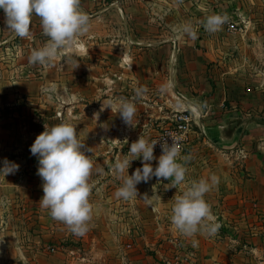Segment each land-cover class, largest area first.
Instances as JSON below:
<instances>
[{
	"label": "crops",
	"instance_id": "0c3cea01",
	"mask_svg": "<svg viewBox=\"0 0 264 264\" xmlns=\"http://www.w3.org/2000/svg\"><path fill=\"white\" fill-rule=\"evenodd\" d=\"M120 44L116 48L120 50L115 61L117 70L110 59L100 76L73 77L76 82L88 81L89 87L93 82L104 83L98 92L88 94L79 85L68 86L64 74L57 75V98L61 103L56 112L58 118L76 125L78 138L91 151L87 153L93 161L89 200L98 219L103 218L96 224L114 227L107 239L118 238L116 227L125 242L134 228L136 241L142 240L139 235L153 234L147 246L152 253L146 256L147 251L137 249L135 264H264V235L241 231L243 224L253 222L255 226L258 220L256 215L250 216V211L261 214L264 226V52L256 51L243 58L234 56V51L245 48L264 50V43L239 42L229 47L202 35L193 41L177 37L146 47L130 43L132 48L139 47L135 57L130 56L128 42ZM230 50L233 54L228 57ZM14 81L13 91L25 98L49 91V85L44 83H50L48 76ZM136 88L146 91L136 97ZM113 97L135 103L132 126L126 125L115 109L102 110V103L106 107V99ZM182 111L199 116L181 154L190 157L186 162V180L209 178L212 174L219 177V184L205 194L214 221L220 225L214 236L197 232L187 237L172 223L175 196L181 195L187 184L173 187L170 180L153 177L136 186L137 197L125 200L115 194L122 185L112 169L115 159L128 153L131 143L141 135L149 140L159 133ZM16 114L8 116L5 122L16 121ZM28 123L24 117L25 148L26 140L34 135ZM12 128L15 134L16 126ZM8 150L9 153H0V161L7 158L20 167L15 173L0 175V179H7L5 186L14 191L19 187L26 191L27 180L37 170L38 162L34 163L27 153ZM154 156L157 159L151 163L155 168L160 155ZM141 167V159L132 161L129 175ZM145 196L152 197L151 203L144 200ZM91 236L93 242L100 240L95 233ZM193 240L198 241L195 247Z\"/></svg>",
	"mask_w": 264,
	"mask_h": 264
},
{
	"label": "rangeland",
	"instance_id": "374dc122",
	"mask_svg": "<svg viewBox=\"0 0 264 264\" xmlns=\"http://www.w3.org/2000/svg\"><path fill=\"white\" fill-rule=\"evenodd\" d=\"M80 6L90 17L88 31L77 36L71 47L61 49L51 63L43 65L29 61L32 50L43 47L49 39L43 33L41 18L33 14L29 34L20 37L8 29L5 14L0 10V153L14 149L30 155L34 163L38 162L30 153V146L45 126L61 123L56 113L61 104L57 98V75L64 74L68 86L79 85L88 94L89 91L98 92L104 83L93 82L89 87L88 81L76 82L73 77L82 74L100 76L110 59L117 70L115 61L120 50L116 51V48L120 47L121 41L128 42L130 56L135 57L139 47L132 48L130 43L146 47L177 37L193 41L182 30L183 25L191 24L198 32L197 37L207 36L210 41L224 42L229 47L239 42L264 43V0H80ZM214 14L226 15L227 21L220 30L208 32L203 24ZM233 25L236 30L232 31ZM256 51L264 52L263 49L245 48L234 51V56L243 58ZM232 54L230 50L227 56ZM210 70L214 69L210 66ZM45 76L50 78V83L44 82L49 85V91L43 94L45 97L25 98L13 91L14 80ZM42 90L45 89L42 87ZM15 113L16 121L6 123L8 116ZM24 117L34 134L30 141L26 140L27 148L24 145ZM33 168H38V163ZM32 174L30 179L27 177L26 191L21 187L14 191L5 186L9 182L7 179H0V264H135L137 249L147 251L146 256L152 253L147 247L152 233L139 235L142 240L136 241L134 228L125 242L116 227L118 238L107 239L114 227L96 224L103 218L98 219L99 215L94 211L87 233L75 235L40 205L44 195L43 181L37 170ZM250 216L258 218L255 221L257 229L253 222V226L243 224L242 233L264 235L261 214L250 211ZM94 233L100 236L99 241L93 242L91 235Z\"/></svg>",
	"mask_w": 264,
	"mask_h": 264
},
{
	"label": "clouds",
	"instance_id": "9594fccd",
	"mask_svg": "<svg viewBox=\"0 0 264 264\" xmlns=\"http://www.w3.org/2000/svg\"><path fill=\"white\" fill-rule=\"evenodd\" d=\"M0 10L5 14L8 29L20 37L29 34L33 14L41 18L43 33L49 39L43 47L32 50L29 57L32 64L51 63L61 49L71 47L75 38L89 29L90 17L82 10L80 0H0ZM226 21V15H210L203 27L208 32H216ZM182 30L196 39L197 33L191 24L183 25ZM145 91L144 88H136V97ZM106 104L105 107V103H102V110L109 108L112 112L115 109L123 122L132 126L137 111L133 100L113 97L107 98ZM159 141H149L141 135L131 143L128 153L115 159L112 169L122 180L116 196L125 200L137 197L136 186L153 177L170 180L173 187L187 184L186 190L175 196L172 223L187 237H192L197 232L216 235L220 225L214 221L212 206L205 199V194L219 184V177L212 174L209 178L186 180V162L190 157L181 156V145L175 139H172L171 144L167 141L161 144L162 155L154 168L151 162L157 159L154 148ZM89 152L90 148H86L85 143L78 138L76 125L66 122L45 126V130L30 146V153L38 160L37 175L43 181L44 195L39 201L40 205L78 236L87 233L92 218L89 197L93 187L90 183L93 161L92 156L87 154ZM136 159H141L142 167L129 175L131 163ZM0 163V175L4 177L15 173L20 167L7 158ZM151 198L145 196L144 200L151 203ZM192 243L195 247L198 241L193 240Z\"/></svg>",
	"mask_w": 264,
	"mask_h": 264
},
{
	"label": "built area",
	"instance_id": "2783aa9c",
	"mask_svg": "<svg viewBox=\"0 0 264 264\" xmlns=\"http://www.w3.org/2000/svg\"><path fill=\"white\" fill-rule=\"evenodd\" d=\"M231 30H236V27L233 25ZM198 118V115L189 111L176 113L170 124L163 127L159 133L149 139V141L160 140L154 148V154L162 155L161 144L164 143V141L171 144L172 139H175L181 145V154H183L190 141V135L195 125V121Z\"/></svg>",
	"mask_w": 264,
	"mask_h": 264
}]
</instances>
